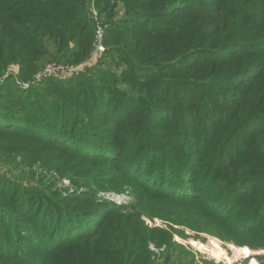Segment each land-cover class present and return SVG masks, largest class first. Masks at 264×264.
Here are the masks:
<instances>
[{
  "label": "rangeland",
  "instance_id": "obj_1",
  "mask_svg": "<svg viewBox=\"0 0 264 264\" xmlns=\"http://www.w3.org/2000/svg\"><path fill=\"white\" fill-rule=\"evenodd\" d=\"M158 2L165 1L150 0L143 6L152 12H162L156 8ZM201 2L197 6L191 2L179 3L169 12L173 14L178 10L177 13L185 14L183 18L157 15L154 23H145L140 16L125 21L127 7L122 0H98L96 3L88 0L82 7L92 24L93 47L85 59L78 63L48 62L27 81L19 78L17 65L8 67L0 77L1 111L9 112L15 103L26 106L21 101L29 92L37 100L49 102L51 108L60 98L68 100L66 104L87 116L88 120L80 118L86 128L94 126L100 133L101 148H105L101 152L112 160L105 165L99 162L82 164L60 155L54 147L47 148L33 140L28 146L19 147L38 154L33 157L37 161L29 163V167L25 163L27 155H18L15 166L9 161L12 155L2 149L0 204L17 211V221L30 228L35 224L34 228L38 229L37 223L25 219L33 205L28 211L14 209L15 204L9 203L11 191L27 195L32 189L30 194L38 202L42 201L38 193L50 200L66 194L81 195L94 198L103 212L121 211L107 216L99 227V234L88 240L109 252L120 248L118 243L132 240L134 249L141 248L149 254L150 261L141 264H264V207L257 209L264 200V186L256 176L264 173V106L255 105L253 99L238 106L229 104L234 101L232 95L227 97L230 101L220 104L219 98L209 92L223 91L221 85L192 87L177 81L184 79L191 85L217 74V68L206 76L203 73L207 69L202 68L194 75L183 74L201 59L198 55L188 58L187 52L195 46L208 50L220 48L223 42H261L264 39V0ZM190 22L201 29V35L190 39L193 43L184 42L176 32L169 33L162 35L166 38L162 39L159 51H153L148 50L151 38L134 37L143 32L151 34L158 26L166 30ZM258 46L263 47L261 43ZM240 52L246 53L245 56L226 62V71L264 61V53L257 57L254 49L244 48ZM183 58H186L184 62L172 68L155 67V64L162 66L183 61ZM65 84L72 92L61 88ZM11 91L21 100L11 98ZM257 92H252V96ZM94 98H100L101 105L95 100L92 102ZM90 104L96 110L92 116H89ZM94 116L104 120L94 119ZM251 117L255 119H250L248 125L240 123ZM18 143L13 137L0 134V146L13 147ZM48 167L52 171L47 172ZM57 169L63 173L58 174ZM182 169L190 170L186 173H191L192 177L190 182H185L183 193H195L196 200L167 197L147 190L130 178L133 175L151 182L144 176L148 173L152 177L159 176L160 181H167L180 175ZM29 172L34 177L36 174V178L27 175ZM23 187L30 189L24 191ZM22 204L29 205V202ZM60 204L67 206L62 200ZM240 208H243L242 214H251L253 219L236 216ZM244 224L252 233L247 238L244 235L247 231H242ZM11 225L5 218L0 220V254L20 248L26 252L22 261L16 258L0 264H26L24 259L28 257L33 261L29 264L42 263L45 255L39 247H25L23 238H28L29 228L14 229ZM47 227L43 229L45 235ZM9 230L5 236L4 231ZM14 236L20 239L19 244H13ZM209 247L215 254L206 249ZM243 249L247 250L245 255L241 253Z\"/></svg>",
  "mask_w": 264,
  "mask_h": 264
},
{
  "label": "trees",
  "instance_id": "obj_2",
  "mask_svg": "<svg viewBox=\"0 0 264 264\" xmlns=\"http://www.w3.org/2000/svg\"><path fill=\"white\" fill-rule=\"evenodd\" d=\"M127 7V17L125 21L131 20L134 17L140 16L145 23L156 21L157 15H164L171 19H179L185 16L182 13H177L178 10H174V13H169L179 3L191 2L202 3V0H164L165 2H158L156 8H159L162 12H152L146 10L143 6L150 0H122ZM157 1V0H153ZM98 0H95V3ZM127 2H132L136 6H132ZM143 2V3H142ZM88 3V0H0V77L5 75L6 70L11 65H17L19 70V78L27 81L38 72L46 63L54 60L58 62H71L78 63L85 59L90 52L92 46V27L91 23L85 16V9L82 5ZM217 10V9H216ZM201 12L205 11L203 9ZM215 11V10H214ZM221 11V10H220ZM129 12V14H128ZM209 12V11H208ZM247 12V11H246ZM263 17V18H262ZM261 18L264 19V16ZM154 23V22H152ZM164 30L162 26L153 28V32L134 34V37L151 38V46L148 50L159 51L163 45V40L166 37L162 36L169 33H178L184 42L193 43L190 39L194 40L195 35H201V29L195 28L193 23H187L183 26H171ZM91 30V31H90ZM156 30V31H155ZM163 31V32H162ZM187 40V41H186ZM261 43L263 47L258 46ZM177 44H175L176 46ZM174 47V46H173ZM172 47V48H173ZM164 48V47H163ZM246 49H254L257 57H261L264 53V39L261 42H223L220 48L202 50L200 47L195 46L187 52L188 58L198 55L201 59H198V63L184 73L195 74L199 68L207 69L203 73V76L210 75L211 70L217 68V74L204 77L203 80H197L191 85L187 84V80L178 79V82H183L185 86L200 87L209 84H219L222 86V90L210 91V95L219 98L220 104H225L223 101H230L227 97L229 95L235 96L234 101L229 102L234 105L254 101L255 105L264 106V61L258 60L253 64H244L240 68H236L232 71H226L224 65L232 58H242L246 53L240 52ZM141 49V48H140ZM209 54V55H208ZM207 55V56H205ZM249 58H246L248 61ZM168 62L162 64H155L158 69L172 68L184 62ZM234 64V63H233ZM215 72V71H214ZM11 79V78H10ZM50 85H54L51 82ZM258 86V87H257ZM69 85L61 86L66 92L70 91ZM257 87V88H255ZM13 89V88H12ZM31 91V90H30ZM73 91H76L74 89ZM259 91V92H257ZM252 92L256 93L252 96ZM74 93V92H73ZM10 97L20 99L18 94L13 91L9 92ZM58 102H55L53 108L46 100H37L36 97L29 92L28 97L21 101L26 106L20 104H14L9 108V112L0 110V134L11 136L16 142H19L17 146L9 147L0 146V152L5 150L10 153L11 159L9 160L13 165L17 166L16 158L18 155H27L25 163L27 166L34 164L38 154L33 153L26 147H19L22 144L29 145L33 140L45 147H54L60 153L69 158L75 159L80 163H93L96 162L101 165H105L106 162L112 163V160L103 156L101 148L100 133L94 126L86 128V124H83L80 118H87L86 115L80 113V110H75L72 106L66 104L69 101L60 98ZM101 105L100 98H94L92 102ZM249 100V101H248ZM115 100H113L114 102ZM91 102V104H92ZM107 103V102H104ZM90 104V105H91ZM105 109V106L102 105ZM91 111L89 116L95 113V108L91 105ZM20 114L22 116H20ZM254 117V116H253ZM245 118L240 123H249L250 119ZM92 118V117H91ZM90 118V119H91ZM104 120L94 116V119ZM234 118V117H233ZM249 121V122H248ZM87 125H91L87 123ZM248 125V124H246ZM238 126L237 128H240ZM98 128V126H97ZM20 139H23L22 143ZM92 145V146H89ZM85 147H89L87 150ZM3 149V150H2ZM4 155V154H2ZM10 158L9 154H5ZM63 157V156H62ZM24 159V158H23ZM141 162L140 159L138 160ZM24 163V161L22 160ZM21 163V161H20ZM30 167V166H29ZM47 172L52 171L48 167ZM182 173L177 175L171 180L160 181L159 176L152 177L146 173L145 178L151 182L143 181L142 179L131 176L132 181H136L138 185H142L147 190L159 193L167 197H173L179 200L188 199L196 200L195 193L185 194L183 190L186 187L185 182H190L191 173L188 169H182ZM58 174H62V170L59 173V169L56 171ZM129 176V171H125ZM192 172V171H191ZM30 177L36 178V174L29 172ZM189 174V176H184ZM141 176V174L139 173ZM259 180L262 181L264 186V173L256 175ZM90 177V176H88ZM32 179V178H31ZM247 179V178H246ZM195 181V180H194ZM193 182V181H191ZM196 182V181H195ZM6 185L8 183H5ZM22 187V186H21ZM23 187L24 191H27ZM16 189V188H15ZM30 189V188H27ZM30 189L27 195L23 193L14 194L11 191L10 201L14 205V209L28 211V208L33 205L25 219H29L34 223H37L38 229L34 226L22 224L21 221H17V211L9 209L0 204V220L7 219L8 223H11L14 229L22 227L28 229L27 239H24L25 247L35 248L39 247L45 258L42 259L40 264H141L150 261L149 254L141 248L134 249L132 247V240L130 243H118L120 248L116 251L109 252L104 250L96 242L88 241L92 237L99 234V227L104 222V219L109 216L115 210H107L103 212L101 205L95 203L94 198H86L81 195L66 194L65 196H58L53 200L44 199L43 194H40L38 199L41 202L34 200L33 195L30 194ZM33 191V190H32ZM182 192V193H181ZM17 195V198L14 197ZM243 195V194H242ZM240 195L239 197H241ZM24 199V200H23ZM62 200L67 206L60 204ZM29 202V205L22 204V202ZM78 202V203H76ZM257 208L258 210L264 207V200ZM95 206V208H90ZM239 207V206H238ZM240 208L238 216L241 219H253V215L243 212ZM38 211H43L38 212ZM121 211H115L113 213L118 214ZM264 216V215H263ZM258 220V219H256ZM246 223V221L244 222ZM23 225V226H21ZM48 226V227H47ZM47 227V235L43 233V229ZM23 229V230H24ZM248 225L244 224L242 231H247ZM41 230V231H40ZM251 230L244 233L247 237L251 236ZM263 231V230H262ZM9 231H4V235L7 236ZM25 232V231H24ZM261 232V230H257ZM251 233V234H249ZM248 234V235H247ZM254 234V233H253ZM13 244H19L20 239L16 236L12 238ZM109 242H113L111 239H107ZM34 242V245L32 244ZM9 248V244L6 245ZM262 247V246H260ZM12 253L0 254V262H8L10 259H20L22 261V255L26 250L24 248L11 249ZM28 253V252H27ZM243 255L247 253L246 249L241 251ZM137 257L133 255H136ZM35 259L36 257H32ZM135 259V260H133ZM30 261V262H29ZM33 261L24 259V263L29 264Z\"/></svg>",
  "mask_w": 264,
  "mask_h": 264
},
{
  "label": "built area",
  "instance_id": "obj_3",
  "mask_svg": "<svg viewBox=\"0 0 264 264\" xmlns=\"http://www.w3.org/2000/svg\"><path fill=\"white\" fill-rule=\"evenodd\" d=\"M101 37L100 32L97 33V38L99 39ZM100 52H102V48H99Z\"/></svg>",
  "mask_w": 264,
  "mask_h": 264
},
{
  "label": "bare ground",
  "instance_id": "obj_4",
  "mask_svg": "<svg viewBox=\"0 0 264 264\" xmlns=\"http://www.w3.org/2000/svg\"><path fill=\"white\" fill-rule=\"evenodd\" d=\"M206 249H207V250H210V253H211V254H215L214 251H212L210 247H209V248H206ZM221 256H223V255H221ZM219 258H221V257H219Z\"/></svg>",
  "mask_w": 264,
  "mask_h": 264
}]
</instances>
